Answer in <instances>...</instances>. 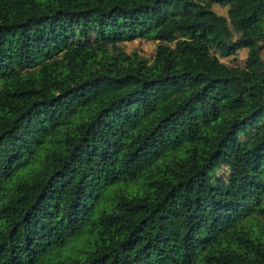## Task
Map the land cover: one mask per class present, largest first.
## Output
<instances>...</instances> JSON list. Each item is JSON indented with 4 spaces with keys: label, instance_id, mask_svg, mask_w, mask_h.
<instances>
[{
    "label": "trees",
    "instance_id": "1",
    "mask_svg": "<svg viewBox=\"0 0 264 264\" xmlns=\"http://www.w3.org/2000/svg\"><path fill=\"white\" fill-rule=\"evenodd\" d=\"M263 48L264 0H0V264H264Z\"/></svg>",
    "mask_w": 264,
    "mask_h": 264
},
{
    "label": "rangeland",
    "instance_id": "2",
    "mask_svg": "<svg viewBox=\"0 0 264 264\" xmlns=\"http://www.w3.org/2000/svg\"><path fill=\"white\" fill-rule=\"evenodd\" d=\"M230 6H222L216 4L213 6V11L218 15L223 17H228V11ZM230 27L232 28L235 38H239L242 35V29L239 23L229 21ZM122 48L127 55H131L133 52H137L140 56L151 59L156 51V44L150 41L136 40L134 42H128L122 45ZM248 56V50H241L237 56L233 58L222 59V61L228 65L232 66H245ZM261 56L264 59V48L261 51ZM226 170H222L225 173ZM218 176H224L222 173H219ZM252 237L254 239H262L264 241V223L258 224L252 232Z\"/></svg>",
    "mask_w": 264,
    "mask_h": 264
}]
</instances>
